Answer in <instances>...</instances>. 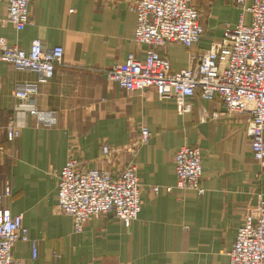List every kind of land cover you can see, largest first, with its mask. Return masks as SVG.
<instances>
[{
  "label": "crops",
  "instance_id": "obj_1",
  "mask_svg": "<svg viewBox=\"0 0 264 264\" xmlns=\"http://www.w3.org/2000/svg\"><path fill=\"white\" fill-rule=\"evenodd\" d=\"M235 1L192 0L204 33L190 49L172 43L160 51L171 71L194 67L220 42L225 26L239 22L243 13ZM5 16L2 5L0 44L28 51L40 41L45 49H63L61 64L44 81L0 61V130L15 115L13 92L20 84L33 87L28 104L56 119L44 127L24 111L15 115L17 139L8 142L0 132V188L8 180L12 191L4 206L22 217V230L37 245L33 259L31 243L18 241L13 258L19 264H228L237 230L264 200V166L249 146L248 115L226 117L217 98L198 93L190 113L179 115L173 100L154 91L127 95L108 83L112 65L129 54L145 57L147 47L133 40L132 0H32L21 31ZM142 127L150 139L134 156H102V146L126 148ZM181 146L200 151L203 193L175 187L173 160ZM69 159L112 175L130 160L135 164L141 211L130 227L99 216L74 233L72 219L56 209L57 175Z\"/></svg>",
  "mask_w": 264,
  "mask_h": 264
},
{
  "label": "built area",
  "instance_id": "obj_2",
  "mask_svg": "<svg viewBox=\"0 0 264 264\" xmlns=\"http://www.w3.org/2000/svg\"><path fill=\"white\" fill-rule=\"evenodd\" d=\"M32 0H0L6 8L5 23L16 30L24 29ZM242 15L234 27L225 26L222 39L215 43L189 69L173 72L160 51L172 43L190 49L199 42L204 30L200 15L192 0H132L135 14L133 40L145 45L143 60L129 54L121 64L105 71L108 83L118 86L127 95L154 91L161 100H173L179 115L190 113L197 93L205 100L217 98L226 117L248 115L246 135L254 160L264 166V0H236ZM248 15L249 24L243 16ZM63 49H45L34 41L28 51L0 44V61L17 71L31 72L39 81L51 79L61 64ZM32 86L16 85L13 97L18 104L15 115L28 112L36 116L39 125L52 127L54 113L38 111L28 104ZM12 116L1 131L12 142L20 136L16 116ZM220 115L215 114L213 118ZM150 139L147 128L126 148L101 147L105 158L122 154L134 156ZM0 153L3 148L0 147ZM175 187L182 191L203 193L201 154L197 148L181 146L174 155ZM57 205L59 213L72 219L75 234L82 231L91 217L110 216L128 228L141 211L140 185L136 166L130 160L118 175L106 170L86 169L75 159H69L57 175ZM170 190V189H169ZM157 192V188H154ZM12 197L10 182L0 188V264H19L12 256L18 241L30 242L32 258L37 257L35 241H29L22 230V217L13 216L4 204ZM228 264H264V200L245 216L228 253Z\"/></svg>",
  "mask_w": 264,
  "mask_h": 264
}]
</instances>
